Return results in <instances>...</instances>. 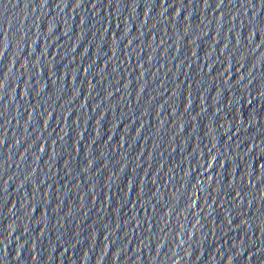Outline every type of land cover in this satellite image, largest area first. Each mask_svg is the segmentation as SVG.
<instances>
[{
	"label": "water",
	"instance_id": "95a60500",
	"mask_svg": "<svg viewBox=\"0 0 264 264\" xmlns=\"http://www.w3.org/2000/svg\"><path fill=\"white\" fill-rule=\"evenodd\" d=\"M0 264H264V0H0Z\"/></svg>",
	"mask_w": 264,
	"mask_h": 264
}]
</instances>
